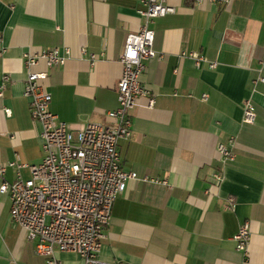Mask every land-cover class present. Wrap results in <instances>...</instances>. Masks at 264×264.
I'll use <instances>...</instances> for the list:
<instances>
[{"label": "crops", "instance_id": "crops-1", "mask_svg": "<svg viewBox=\"0 0 264 264\" xmlns=\"http://www.w3.org/2000/svg\"><path fill=\"white\" fill-rule=\"evenodd\" d=\"M166 3L174 11L148 23L156 54L139 79L150 93L136 98L130 136L117 142L121 168L137 178L125 181L112 204L99 257L119 264H264V0ZM140 6L139 0H0V79L10 76L0 96L5 180L28 178L27 165L42 158L40 126L22 93L23 54L66 52L44 83L49 108L67 129L112 123L106 111L117 106L125 36L144 23ZM196 56L203 58L198 65ZM44 68L43 61L33 67ZM246 101L253 122L243 121ZM219 143L232 158H222ZM9 209L8 194L0 193V264H47ZM243 222L245 254L233 239ZM55 254L59 264L81 262L75 253Z\"/></svg>", "mask_w": 264, "mask_h": 264}, {"label": "built area", "instance_id": "built-area-1", "mask_svg": "<svg viewBox=\"0 0 264 264\" xmlns=\"http://www.w3.org/2000/svg\"><path fill=\"white\" fill-rule=\"evenodd\" d=\"M137 12L144 23L136 31H129L120 54L122 72L117 83V106L107 110L112 123L88 122L75 132L67 129L50 110L51 95L45 86L47 69L61 68L66 52L57 47L23 54L25 78L23 95L28 100L30 115L40 126L42 158L36 164H29L30 176L17 177L12 181L3 178L5 166L0 165V193H7L10 200L9 215L25 233L35 240L34 250L46 257L47 264H59L56 251L77 254L80 264H119L99 257L103 229L108 224L111 207L116 196L124 189L128 178H137L133 170H123L117 142L128 138L131 133L129 111L136 98L148 96L149 90L140 82L144 62L156 52L152 47L153 30L148 23L154 17L174 11L166 0H139ZM202 3L204 0H195ZM213 1V0H209ZM90 54V58H94ZM202 56H196L198 65ZM40 61L45 68L34 70ZM214 67L215 63H209ZM10 81L8 74L0 79V96ZM153 103L149 96L148 105ZM9 115L10 109L4 107ZM253 105L243 104V121L253 122ZM217 150L223 159L232 158L230 149L222 143ZM12 164V163H9ZM218 180L219 175L215 174ZM142 180L165 183L158 177L142 176ZM229 206L233 198H228ZM235 248L246 253L249 241V226L241 223L233 235Z\"/></svg>", "mask_w": 264, "mask_h": 264}]
</instances>
